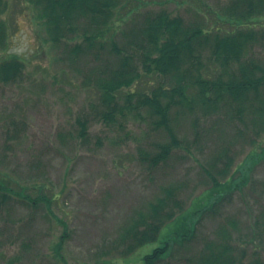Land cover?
I'll return each instance as SVG.
<instances>
[{
	"label": "rangeland",
	"instance_id": "1",
	"mask_svg": "<svg viewBox=\"0 0 264 264\" xmlns=\"http://www.w3.org/2000/svg\"><path fill=\"white\" fill-rule=\"evenodd\" d=\"M8 2L0 13L8 22L0 58L18 55L25 69L17 81L0 80V178L12 189L3 191L5 198L0 195V264H94L113 258L121 231L140 211L146 212L152 202L166 197L168 189H175L177 200L188 211L197 199L206 197L214 178L224 181L228 175L234 182L245 176V167L253 159L248 157L259 154L264 146V133H255L260 126L253 120L252 107L247 108L242 122L229 102L194 110L174 105L170 123L179 143L166 161L154 166L152 157L170 137L149 106L126 109L125 115L116 113V120L110 123L99 117L97 77L108 73L119 59L111 36L107 34L106 48H93L95 54H73L71 47L83 41L85 31H91L85 25L88 21L79 24V34L55 44L46 37L28 0ZM231 2L123 0L121 18L113 22V38L120 49L127 47V41L135 39L136 25L144 22L143 16L162 9L182 16L189 27L231 30L235 23L222 16ZM261 21L259 38L246 56L264 69V19ZM211 49L208 43L200 68L205 77L213 79L224 69L211 59ZM141 71L132 87L134 104L143 93L174 84L157 72ZM128 91L130 88L121 91L120 103L125 102ZM167 100L162 96L164 103ZM78 117L89 120L86 138L79 135ZM230 159L223 176L220 170ZM263 181L264 159H259L245 186L205 210L191 239L176 243L172 256L157 264H186L187 256L219 238L225 227L243 238L244 224L264 198ZM173 209L181 214L179 208ZM230 220L237 223L235 228ZM176 224L181 225L175 220L167 223L161 239L128 254L125 262L145 264L143 257ZM64 231L69 236L61 242Z\"/></svg>",
	"mask_w": 264,
	"mask_h": 264
},
{
	"label": "trees",
	"instance_id": "2",
	"mask_svg": "<svg viewBox=\"0 0 264 264\" xmlns=\"http://www.w3.org/2000/svg\"><path fill=\"white\" fill-rule=\"evenodd\" d=\"M122 1L28 0L34 17L40 21L46 37L55 44L64 42L71 35L79 34V24L88 21L85 25H89L91 31L89 33L85 31L83 41L71 47L69 52L73 54H95L93 48L97 46L106 48L107 34L111 36L112 48L118 53L119 59L108 73H99L97 77L101 106L99 117L102 116L103 121L106 123L115 121L116 113L125 115L126 109L130 111L141 105L149 106L152 113L157 116L158 125L164 127L170 137V141L162 144L160 151L152 157L154 166L166 161L173 146L179 143L170 123V109L174 105H185L194 110L196 107L218 108L221 102H229L231 110L236 112L242 122H245L247 108L252 107L253 120L260 126L255 133L262 136L264 105L255 104L258 102L264 104V69L246 54L259 38L257 25L263 23L261 20L264 19V0H232L225 15H222L235 23L231 30L216 31L202 26L189 27L185 25L182 16H172L165 9L150 12L143 16L144 22L137 24L133 30L135 39H129L127 47L120 49L113 38V22L121 18ZM8 6V0H0V13ZM7 28V19L0 16V47L6 43ZM208 43L212 45L211 59L218 61L224 69L220 77L213 79L205 77L200 68ZM233 64L237 65L236 70H230ZM24 69L25 63L18 55L0 58V80L5 83L19 80ZM141 69L147 73L157 72L167 76L175 85L170 88L163 85L152 89L150 93H143L139 102L134 104L132 98L135 92L132 91V87L142 76ZM126 88H130L131 91L126 93L125 102L120 103V93ZM191 88L194 90L193 93ZM162 96L168 97L165 103ZM77 123L79 135L86 138L89 129L88 118L78 117ZM253 155L248 157L253 159L250 165L245 167L247 170L245 176L242 175L234 182L230 181L228 175L224 181L214 178L213 186L207 191L206 197L197 199L191 210H183L176 198L175 189H168L166 197H159L152 202L146 212L140 211L121 231L115 242L116 251L112 255L113 258L94 264H122V261L128 264L125 262L130 256H127L128 254L140 246L161 239L163 227L175 220L181 225H172L169 233L162 236V243L156 245L152 252L144 257L145 264H157L159 261L168 260L176 243L182 244L194 235L196 225L205 210L213 208L231 192L245 186L252 168L259 159H264V146L259 154L256 152ZM230 162L231 159L220 170L223 176L227 174ZM262 185L264 188V181ZM4 190L12 191L4 179L0 178V195L5 198L7 194L3 193ZM173 207L179 208L181 214L178 215ZM230 224L234 228L237 226L232 220ZM244 228L246 232L241 238V234H236L232 232L233 229L225 227L220 231L219 238L205 242L198 248L196 254L187 256L184 262L264 264V198L244 224ZM68 236L64 231L60 241H65ZM239 238L241 242L237 243ZM57 249L60 250L59 246Z\"/></svg>",
	"mask_w": 264,
	"mask_h": 264
}]
</instances>
